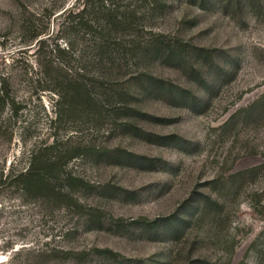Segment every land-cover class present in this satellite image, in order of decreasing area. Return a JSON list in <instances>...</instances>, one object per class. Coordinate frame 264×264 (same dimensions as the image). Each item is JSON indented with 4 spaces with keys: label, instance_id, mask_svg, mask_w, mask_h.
<instances>
[{
    "label": "rangeland",
    "instance_id": "374dc122",
    "mask_svg": "<svg viewBox=\"0 0 264 264\" xmlns=\"http://www.w3.org/2000/svg\"><path fill=\"white\" fill-rule=\"evenodd\" d=\"M123 1L180 42L130 67L164 83L139 97L145 136L54 122L51 59L30 38L65 46L83 0H0V264H264V0ZM52 144L80 153L61 177L82 183L24 191L15 176Z\"/></svg>",
    "mask_w": 264,
    "mask_h": 264
},
{
    "label": "trees",
    "instance_id": "16d2710c",
    "mask_svg": "<svg viewBox=\"0 0 264 264\" xmlns=\"http://www.w3.org/2000/svg\"><path fill=\"white\" fill-rule=\"evenodd\" d=\"M122 2L83 0L71 8L61 23L59 35L65 40V46L59 42L47 45V40L41 38L45 30L32 34L30 41H37L35 46L38 55L45 52V56L51 59L45 63L44 73L49 85L43 90H50L57 97L54 102V122L63 118H81L85 121L96 119L99 122L110 120L118 129L135 131L136 135L145 136L146 131L132 121L147 116L139 107V97L143 93L149 96L163 89L164 83L144 71L131 72L130 67L148 56L174 54L180 42H167L164 34L146 31L139 10L122 6ZM2 91L8 94L6 87ZM188 96L181 95L182 98ZM157 138L158 141L159 138L166 139L165 136ZM173 141L176 139L170 142ZM56 148L55 144L44 146L33 155L26 170L15 176L24 191L53 195L60 185L59 181L66 180L70 185L80 184L81 181L73 180L71 176L61 177L67 162L80 153L55 152ZM99 152L104 154L110 151ZM133 155L128 153L125 157L139 159ZM152 226H155L154 223ZM99 250L103 253L112 252Z\"/></svg>",
    "mask_w": 264,
    "mask_h": 264
}]
</instances>
